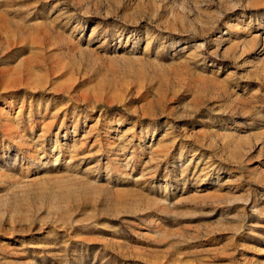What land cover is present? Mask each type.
Wrapping results in <instances>:
<instances>
[{
  "label": "rangeland",
  "instance_id": "1",
  "mask_svg": "<svg viewBox=\"0 0 264 264\" xmlns=\"http://www.w3.org/2000/svg\"><path fill=\"white\" fill-rule=\"evenodd\" d=\"M0 264H264V0H0Z\"/></svg>",
  "mask_w": 264,
  "mask_h": 264
}]
</instances>
